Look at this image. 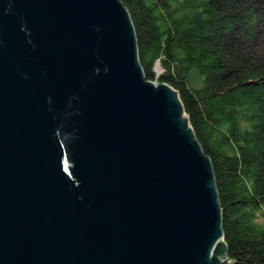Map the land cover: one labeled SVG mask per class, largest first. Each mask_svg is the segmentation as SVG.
<instances>
[{"label":"water","instance_id":"95a60500","mask_svg":"<svg viewBox=\"0 0 264 264\" xmlns=\"http://www.w3.org/2000/svg\"><path fill=\"white\" fill-rule=\"evenodd\" d=\"M222 236L209 160L120 0H0V264H220Z\"/></svg>","mask_w":264,"mask_h":264},{"label":"trees","instance_id":"16d2710c","mask_svg":"<svg viewBox=\"0 0 264 264\" xmlns=\"http://www.w3.org/2000/svg\"><path fill=\"white\" fill-rule=\"evenodd\" d=\"M120 3L145 80L178 94L209 160L223 259L264 264V0Z\"/></svg>","mask_w":264,"mask_h":264},{"label":"rangeland","instance_id":"374dc122","mask_svg":"<svg viewBox=\"0 0 264 264\" xmlns=\"http://www.w3.org/2000/svg\"><path fill=\"white\" fill-rule=\"evenodd\" d=\"M161 73L162 72H160V74ZM160 74L156 73L157 76L160 75ZM151 83H155L156 84V82H151ZM215 260H217L216 263H220V264H222V262H226V260H224L223 256H221V255H217V257L215 256Z\"/></svg>","mask_w":264,"mask_h":264},{"label":"bare ground","instance_id":"6f19581e","mask_svg":"<svg viewBox=\"0 0 264 264\" xmlns=\"http://www.w3.org/2000/svg\"><path fill=\"white\" fill-rule=\"evenodd\" d=\"M183 119H184V117H183Z\"/></svg>","mask_w":264,"mask_h":264}]
</instances>
